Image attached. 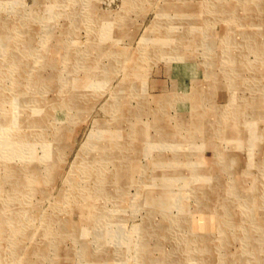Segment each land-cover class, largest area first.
I'll return each instance as SVG.
<instances>
[{
    "label": "rangeland",
    "instance_id": "374dc122",
    "mask_svg": "<svg viewBox=\"0 0 264 264\" xmlns=\"http://www.w3.org/2000/svg\"><path fill=\"white\" fill-rule=\"evenodd\" d=\"M10 209L0 264H264V0H0Z\"/></svg>",
    "mask_w": 264,
    "mask_h": 264
},
{
    "label": "bare ground",
    "instance_id": "6f19581e",
    "mask_svg": "<svg viewBox=\"0 0 264 264\" xmlns=\"http://www.w3.org/2000/svg\"><path fill=\"white\" fill-rule=\"evenodd\" d=\"M47 81H45V82H47ZM7 103H9L12 106V104L9 101H7ZM163 105H165V104H163ZM159 107H160V105H159ZM7 121L9 122L8 119H7ZM27 121L28 122H31L32 121L34 123V125H33L34 127H39L42 124L41 115H40V116H38V117H36V118H34L32 120H29V119L26 120V119H24V120L19 121V122L14 121L13 127L14 128H18L22 124H23V127H25L27 125V123H28ZM28 187H29V185H25L24 187L23 186H15V187L9 188L6 191H4V194H3L2 199H5V200H18V202H19L21 199H23L27 195V188ZM2 211H0V225L5 224L8 221L11 222V223H13V224H18L20 222V220L23 218V215H24V213H23L24 210L23 211L22 210L19 211V210H14V209L12 210V209H10V210H7L6 212H2Z\"/></svg>",
    "mask_w": 264,
    "mask_h": 264
}]
</instances>
